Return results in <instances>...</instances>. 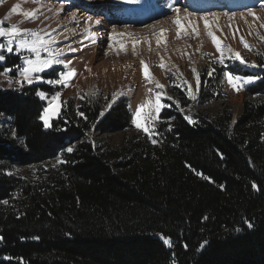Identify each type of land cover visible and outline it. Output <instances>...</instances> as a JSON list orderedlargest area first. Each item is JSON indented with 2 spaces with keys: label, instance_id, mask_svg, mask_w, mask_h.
Instances as JSON below:
<instances>
[{
  "label": "trees",
  "instance_id": "obj_1",
  "mask_svg": "<svg viewBox=\"0 0 264 264\" xmlns=\"http://www.w3.org/2000/svg\"><path fill=\"white\" fill-rule=\"evenodd\" d=\"M225 71L258 77L243 114L190 122L189 105L223 97ZM198 75L195 99L187 83L169 89L157 143L112 150L89 136L131 128L126 99L107 110L98 94L69 100L46 129L37 92H55L0 89V264H264V68L210 62Z\"/></svg>",
  "mask_w": 264,
  "mask_h": 264
},
{
  "label": "rangeland",
  "instance_id": "obj_2",
  "mask_svg": "<svg viewBox=\"0 0 264 264\" xmlns=\"http://www.w3.org/2000/svg\"><path fill=\"white\" fill-rule=\"evenodd\" d=\"M229 2L233 4V8L226 10L225 5ZM17 4L21 6V11L39 9V19L31 20L12 12V8ZM262 4L264 0H136L134 3H128L126 0H0V20L7 17L8 25L17 24L23 29H43L48 32L56 29L60 41L57 46L65 47L66 54L62 58L66 61L71 60L69 67L77 73L67 87L46 82L47 79H55L58 71H66L63 66H54L39 74L45 77L44 81L34 82L31 85L25 82L23 87L15 83L9 86V78L22 79L17 66H23L25 59L31 55L27 52L16 54L14 51L5 53V60L16 58L18 64L0 71L3 73L0 74V89L20 90L27 86L42 85L51 92L60 91V101L57 102L60 104V109L50 114L49 126L44 125L46 129L51 128L52 121L59 117L69 100H79L84 95H100L104 110L126 99L133 116L141 103L146 104L149 99L155 100L158 91L161 92L163 97L161 103L164 105V102L169 100L171 86H180L184 82L191 84L196 91L198 89L196 75L199 71L210 62H218L219 52L204 25L203 17L206 14L215 13L218 17L217 21L209 17V24L212 25L213 33L223 45L227 46L226 56L230 47L234 52H239L245 60V63H241L232 58L226 59L225 62L240 63L250 71L263 69L264 41L259 38L264 36V27H261V24H264ZM169 5L179 8L184 26V30L180 31L179 35L177 25L174 23L176 13ZM49 8L52 10L49 11ZM250 10L260 19L254 21ZM71 12L76 13L75 19L71 16ZM189 13L191 16H188ZM89 16L93 20L87 24ZM95 20H100L101 24L96 25ZM189 20L192 21L191 24L188 23ZM86 27H90L95 34V42L92 39L82 41ZM193 27L196 28V32H193ZM113 29H115L114 40L111 38ZM161 33H163L162 37ZM241 36L253 46L254 50L243 47ZM158 37H161L159 44ZM121 43L124 45L123 48L120 46ZM82 44L86 46L82 47ZM68 45L77 49L82 47V50L70 52L66 47ZM5 60L0 62V65H4ZM161 63L164 64L163 68L160 67ZM253 63L256 66H251ZM144 64L149 68L148 79L143 73ZM7 69H12V72H6ZM256 82L257 79L247 82L245 78L241 90L236 91L228 83L227 77H224V95L220 100L204 105L194 102L184 109V114L191 117V122L194 118L211 120L221 114H228L232 117L233 123H236L244 112L245 90ZM157 83L164 86L162 91L157 88ZM46 95L48 99L51 98L47 93ZM41 99L47 107L48 100ZM147 110L146 108L145 111ZM159 122L158 118L152 125L155 130ZM141 123H144L143 116ZM4 125L12 131L9 120H5ZM12 136L14 138L13 134ZM144 137L148 135L132 124L131 128L116 133H93L89 136V140L97 147L112 150L122 147L131 138ZM17 142L19 145L23 143L21 140ZM62 163V158H56L43 167H57ZM14 170L24 178H29L35 172V168L32 167H18Z\"/></svg>",
  "mask_w": 264,
  "mask_h": 264
},
{
  "label": "snow or ice",
  "instance_id": "obj_3",
  "mask_svg": "<svg viewBox=\"0 0 264 264\" xmlns=\"http://www.w3.org/2000/svg\"><path fill=\"white\" fill-rule=\"evenodd\" d=\"M128 3H134L136 0H126ZM169 7L173 8L174 12L176 13V19L174 23L177 25L178 28V35L179 32L184 30V26L181 21V17L179 15V8L175 7L173 5H169ZM262 8H264V4L261 5ZM52 9L49 8V11ZM61 10H63V5H61ZM14 13H19L22 16L29 18L31 20L39 19V9L30 10V11H21V6L19 4L15 5V7L11 10ZM250 15L253 17L254 21L259 20L260 18L256 16V13L254 11L250 10ZM71 16L73 19L76 17L75 12H71ZM188 16H191V13L188 14ZM209 17L213 19V21H217L218 17L215 13H209L206 14L203 17L204 25L208 29V35L211 37L213 44L215 45V48L217 52H219V58L218 62L221 65L225 64L226 59H232L240 61L241 63H245L244 58L241 56L239 52H234L230 47L228 48V54L226 56L225 53V45L222 44L221 40L213 33L212 31V25L209 24ZM7 17L4 20H0V62L4 61L6 56L5 53H13L14 51L16 54H20L21 52H27L31 55L25 59L23 66H17L19 69V75L22 77V79H16L13 80L11 78L8 79V84L11 86L13 83L19 85L20 87H23V84L26 82L27 84L31 85L34 82H41L45 80V77L39 75L41 73H44L47 69H52L54 66H63V69L56 73L55 79H47L46 82L48 84L53 85H62L64 87H67L73 77L77 75L76 71L69 67V65L72 63L71 60H65L62 57L66 54L65 47H59L57 46L60 41L58 39V35L56 34V29H52L51 32L45 31L43 29L40 30H32V29H23L17 24H11L8 25L6 23ZM47 19V17H45ZM187 19V17H185ZM93 18L91 16L87 17V24H90L92 22ZM189 24L192 23L191 20L188 21ZM96 25H100V20H95ZM261 27H264V24H261ZM193 32H196V28L193 27ZM163 36V33H161V37ZM161 37L157 38V43L159 44L161 42ZM113 40L115 39V29H113V35L111 37ZM262 41H264V36L259 37ZM85 39H92L93 42H95V34L91 31L90 27H86L84 31V35L82 36V41ZM241 42L243 44V47L247 50H254L253 46L248 43L246 39H244L243 36L240 37ZM86 45L82 44V47ZM122 48L124 47L123 43L120 45ZM67 50L70 52H77L82 50V47L80 49L73 48L71 45L66 46ZM109 47H111V44H109ZM143 63V62H142ZM251 66H256L254 63ZM160 67L163 68L164 64L161 63ZM214 71V69H213ZM6 72H12V69H7ZM193 72H195V69H193ZM143 73L146 79L149 78V68L147 64L143 65ZM3 74V73H0ZM208 75H212V71L208 72ZM224 76L227 77L228 83L232 86L233 89L236 91H240L243 82L245 78L240 77L238 74H234L231 71H225ZM258 77L249 76L246 78L247 82H251L252 80L256 79ZM196 84L197 88L200 85V78L199 75H196ZM157 88H159L161 91L164 89L163 85H160L157 83ZM191 84H188V90L189 94L191 96ZM151 91V89H149ZM37 95L41 98H44L48 100V106L43 109V115L40 117L43 120V123L45 126H49V118L50 114L53 112H58L60 109V104L57 103L60 101L61 92L56 91L54 95L51 96L50 99H48L47 95L43 91H38ZM161 92L158 91L155 96V100L149 99L147 103H141L138 108L135 110L131 122L137 129H141L144 133L148 135V137L151 139L152 143L155 144L158 142V137H160V133L156 132L155 128L152 126L154 122L160 118L159 114L161 110L166 107L163 103H161L162 100ZM192 99H195L194 96H191ZM169 100H171V97H168ZM55 105V107H54ZM130 106V105H129ZM168 107H171V105H167ZM148 109L145 111V109ZM81 116H83V113H80ZM102 115V113H101ZM143 116L144 123H141V117ZM191 122V117H186ZM169 120L172 118L169 117ZM168 131H171V127L169 126ZM67 151L70 153L72 152V148L69 147ZM198 175L200 173H197ZM253 188H257V185L253 183ZM4 204H7L8 201L5 200L3 202ZM207 219V217H205ZM248 227H252L251 223L248 224ZM3 237H0V240H2ZM166 244L171 245V240L166 239ZM204 243H207L206 241ZM184 247H187V245H184ZM203 247V244L201 245Z\"/></svg>",
  "mask_w": 264,
  "mask_h": 264
},
{
  "label": "bare ground",
  "instance_id": "obj_4",
  "mask_svg": "<svg viewBox=\"0 0 264 264\" xmlns=\"http://www.w3.org/2000/svg\"><path fill=\"white\" fill-rule=\"evenodd\" d=\"M225 8H226V10L231 9V8H233V4L231 2H229V3H227V5H225Z\"/></svg>",
  "mask_w": 264,
  "mask_h": 264
}]
</instances>
